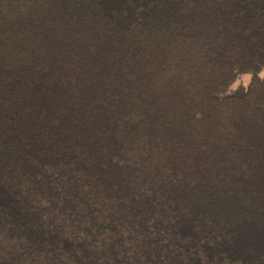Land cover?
<instances>
[{
	"label": "trees",
	"instance_id": "obj_1",
	"mask_svg": "<svg viewBox=\"0 0 264 264\" xmlns=\"http://www.w3.org/2000/svg\"><path fill=\"white\" fill-rule=\"evenodd\" d=\"M0 264H264V0H0Z\"/></svg>",
	"mask_w": 264,
	"mask_h": 264
},
{
	"label": "rangeland",
	"instance_id": "obj_2",
	"mask_svg": "<svg viewBox=\"0 0 264 264\" xmlns=\"http://www.w3.org/2000/svg\"><path fill=\"white\" fill-rule=\"evenodd\" d=\"M248 79H249V77H248V76H246V77H243V79H242V80H243V82H244V83H246V82L248 81ZM241 82H242V81H241Z\"/></svg>",
	"mask_w": 264,
	"mask_h": 264
}]
</instances>
